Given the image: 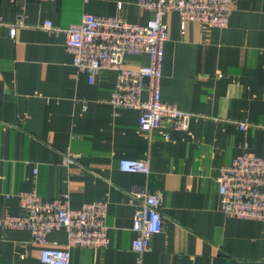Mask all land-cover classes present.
<instances>
[{
    "label": "crops",
    "instance_id": "crops-1",
    "mask_svg": "<svg viewBox=\"0 0 264 264\" xmlns=\"http://www.w3.org/2000/svg\"><path fill=\"white\" fill-rule=\"evenodd\" d=\"M232 1L226 29L190 22L182 33L179 14L165 16L162 98L192 117L186 130L165 122L146 132L138 110L110 104L116 72L90 83L78 71L64 30L84 13L140 24L153 13L138 0H0V219L24 214L18 193L69 195L75 209L108 203L110 240L74 247L71 264H264V222L223 213L216 181L244 150L264 158V0ZM69 152L81 159L64 165ZM122 159L147 160L151 172L121 171ZM149 192L161 196L165 223L139 261L133 216ZM48 239L67 247L65 229ZM40 252L29 231L0 227V264H43Z\"/></svg>",
    "mask_w": 264,
    "mask_h": 264
},
{
    "label": "built area",
    "instance_id": "built-area-1",
    "mask_svg": "<svg viewBox=\"0 0 264 264\" xmlns=\"http://www.w3.org/2000/svg\"><path fill=\"white\" fill-rule=\"evenodd\" d=\"M48 1V0H35ZM142 11L154 14L146 24L133 23L122 16H98L84 13L79 23L70 25L66 33V50L73 57V64L80 72L95 76L104 72H116V86L110 104L116 109L139 111L138 126L151 132L165 122L176 130L189 127L191 113L179 109L162 98L163 64L165 45L170 37L165 16L178 13L181 31L187 24L197 22L203 29H226L234 11L232 0H138ZM24 25L18 19L10 27L14 37L18 27ZM49 31L61 29L47 21ZM146 55L147 65L132 66L131 56ZM146 95L144 99L143 96ZM242 129L246 124L240 125ZM169 139V135H165ZM79 153H66L64 165L76 164ZM121 171L128 173L151 172L147 160L122 159ZM221 210L227 216L264 222V158L244 150L231 164L221 167L216 178ZM23 215L6 214L0 219V227L27 230L32 241L41 248L43 264H71L74 247L105 249L109 247V227L106 224L108 203H85L75 209L69 195L45 199L36 191L18 193ZM161 196L147 193L140 200L133 216L132 230L136 233L132 246L139 255L150 250L153 236L164 229ZM65 229L68 234L66 248L50 242L48 235Z\"/></svg>",
    "mask_w": 264,
    "mask_h": 264
}]
</instances>
